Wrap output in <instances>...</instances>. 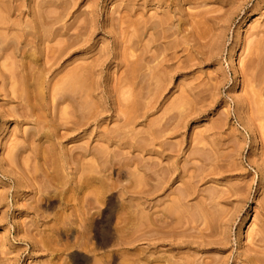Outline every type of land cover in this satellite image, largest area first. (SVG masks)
Masks as SVG:
<instances>
[{"label":"rangeland","instance_id":"374dc122","mask_svg":"<svg viewBox=\"0 0 264 264\" xmlns=\"http://www.w3.org/2000/svg\"><path fill=\"white\" fill-rule=\"evenodd\" d=\"M263 128L264 0H0V264H264Z\"/></svg>","mask_w":264,"mask_h":264},{"label":"bare ground","instance_id":"6f19581e","mask_svg":"<svg viewBox=\"0 0 264 264\" xmlns=\"http://www.w3.org/2000/svg\"><path fill=\"white\" fill-rule=\"evenodd\" d=\"M177 2H178V1H177ZM54 19H55V18H54ZM56 20H57V19H56ZM147 21H148V20H147ZM147 21H145V25H144L146 31L149 29V26L147 25L149 22H147ZM41 22H42V21H41ZM51 23H52V22H51ZM54 23H55V22H54ZM31 56H32V55H31ZM33 57H34V56H33ZM234 62H235V60H234V59H231L230 63H234ZM22 65H23V64H22ZM21 68H22V67H21ZM31 69H32V68H31ZM28 70H30V69H28ZM6 71H7V70H6ZM8 73H9V72H8ZM22 74H23V73H22ZM77 74H78V73H76V75L74 74L76 77L73 76V78L75 77L76 79L74 78V79H72V80H76L77 82L80 83L81 81H78V78H80L79 80H82V79H81V76L78 75V76H80V77H78ZM31 75H32V74H31ZM24 76H25V75H24ZM24 76H23V77H24ZM69 77H70V76H69ZM70 78H71V77H70ZM70 78H69V79H70ZM70 80H71V79H70ZM76 81H75V82H76ZM24 82H25V81H24ZM38 83H39V82H38ZM81 83H82V82H81ZM22 84H23V83H22ZM24 84H26V83H24ZM67 85H68V84H67ZM76 85H77V84H76ZM78 85H79V84H78ZM28 86H29V85H28ZM81 86H82V84H81ZM78 87H79V86H78ZM40 90H41V89H40ZM40 90H39V91H40ZM25 91H27V90H25ZM28 92H29V90H28ZM37 124H38V123H37ZM263 129H264V128H263ZM261 130H262V129H261ZM261 133H262V131H261ZM46 135H47V134H46ZM263 136H264V133L262 134V137H263ZM43 137H44V136H43ZM262 139H263V138H262ZM263 140H264V139H263ZM162 142H163V141H162ZM163 143L165 144V142H163ZM163 143L160 142L161 147H160V150H157V154H158L159 156H161V157H166L167 154L165 153V150H164L165 148H163V147H164V144H163ZM162 144H163V145H162ZM162 146H163V147H162ZM226 157H227V154H226ZM228 162H229V161H228ZM225 164H226V162H225ZM229 166H230V164H229L228 166H226V167H227V168H230ZM235 166H236V165H235ZM231 167H232V166H231ZM227 168H225V169H227ZM232 168H233V167H232ZM232 168H231V169H232ZM162 170H164V169H162ZM228 171H229V170H228ZM226 172H227V171H226ZM163 173H164V172H163ZM163 177H164V176H163ZM163 177H162V178H163ZM164 179H165V178H164ZM164 179H163V180H164ZM190 186H191V185H190ZM190 188H191V187H190ZM245 188H246V187H245ZM188 189H189V188H188ZM146 190H148V189H146ZM185 190H186V189H185ZM185 190H184V193L180 192V193H182V194H180V196H178L179 199H178V201L176 200L177 202H175V200H174L175 204L177 203V204H176L177 207L180 206V205L178 206V202H179V200H180L181 204L183 203L182 200L184 199L185 196H182V195H183V194H184V195L186 194V196H187V191H185ZM239 190H240V188H238L237 191H239ZM246 190H247V189H246ZM144 191H145V190H144ZM243 191H244V190H243ZM97 192H98V191H97ZM188 192H189V191H188ZM226 192H227V191H226ZM226 192H225V193H226ZM239 192H241V191H239ZM146 194H147V191H145L143 195H145V197H146ZM188 194H189V193H188ZM181 196H182L183 198H182ZM143 199H144V198H143ZM147 199H148V198H147ZM174 202H173V203H174ZM173 203H172V205H173ZM174 207H175L176 210H177V207H176L175 205H174ZM174 207H173V208H174ZM180 208H181V207H180ZM170 210H172V207L170 208ZM167 211H169V210H167ZM174 211H175V209H174ZM179 211H180V210H179ZM172 212H173V211H172ZM175 212H176V211H175ZM164 213H165V212H164ZM168 214H171V211H169V213H168V212L166 213V216H169V217H170L171 215H168ZM172 214H173V213H172ZM161 215H162V214H161ZM164 216H165V214L163 215V217H164ZM172 216H173V215H172ZM170 218L172 219V217H170ZM160 227H161V226H160ZM147 232H148V230H147ZM103 234H104V233H103ZM77 255H78V254H77ZM262 255H263V254H262ZM262 255H261V256H262ZM262 257H263V256H262ZM73 258H74V257H73ZM253 258H254L253 256L247 257V263H248V264H254L256 260H257V262L260 261L257 257H256V259H255V258L253 259ZM261 259H262V258H261ZM263 259H264V257H263ZM263 259H262V260H263ZM262 262H263V261H262ZM260 263H261V262H260Z\"/></svg>","mask_w":264,"mask_h":264}]
</instances>
